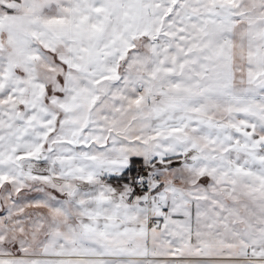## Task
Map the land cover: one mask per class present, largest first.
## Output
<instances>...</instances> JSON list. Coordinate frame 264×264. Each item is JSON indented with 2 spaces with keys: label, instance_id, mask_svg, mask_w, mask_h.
Listing matches in <instances>:
<instances>
[{
  "label": "snow or ice",
  "instance_id": "6c2138e0",
  "mask_svg": "<svg viewBox=\"0 0 264 264\" xmlns=\"http://www.w3.org/2000/svg\"><path fill=\"white\" fill-rule=\"evenodd\" d=\"M0 264H264V0H0Z\"/></svg>",
  "mask_w": 264,
  "mask_h": 264
}]
</instances>
